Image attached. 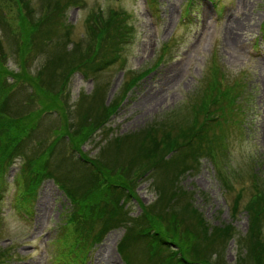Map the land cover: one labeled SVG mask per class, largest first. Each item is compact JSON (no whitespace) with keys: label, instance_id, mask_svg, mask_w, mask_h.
<instances>
[{"label":"rangeland","instance_id":"1","mask_svg":"<svg viewBox=\"0 0 264 264\" xmlns=\"http://www.w3.org/2000/svg\"><path fill=\"white\" fill-rule=\"evenodd\" d=\"M35 1L39 3V0ZM151 1V13L145 5V0H71L67 7L66 21L67 25L72 26V42H79L84 38L90 40L83 22L87 21L92 8L101 7L106 10L109 6L121 5L132 16L129 22L132 35L128 43L126 41L123 55L125 62L122 61L124 66L121 67L117 63L92 71L89 65L95 66V63L83 61L76 70L79 72L75 71L70 79V104L76 106L74 116L77 119L86 115L82 120L83 125L96 118V111L93 110L95 106L101 103V106L107 107L115 97L118 99L121 96L122 83L129 71L135 75L150 71L126 92L116 112L110 115L105 126L110 135L106 137L105 132L99 130L94 132L81 146V150L89 157H94L99 148L105 145L106 138L117 135L116 137L122 139L118 146L119 153L105 152L104 158L117 156L124 159L127 156L124 152L127 136H132L135 142L152 125V128L161 127L164 118L176 116L179 119L182 115L191 117L193 101L211 85H215L216 77L218 85L227 91H232L235 83L240 82L241 88H236L240 95L236 94L237 102L232 106L230 114H227L229 110L225 112L226 122H223L224 115L221 114L220 121L216 120L221 124L214 125V130L220 135L216 137L220 138L221 142L216 159L211 161L210 157L206 156L196 158L193 162L194 170L184 172L179 177L178 188L186 194L181 197L179 206L175 204L177 201L173 200L170 191L165 192L161 188L158 193H163L164 196L162 208L157 206L154 192L164 180L156 174L155 182L152 183L149 179L152 174L147 176L148 173L146 178H137L134 189L137 199L125 201L128 202L127 210L133 217L141 213L140 204L156 205L158 215L165 214L164 216L166 213L163 204L179 207L180 216H186L188 209L194 208L207 224L208 231L214 227L230 225L233 228L232 233L244 236L248 229V215L244 206L254 192L253 176L256 175L258 181L264 182V0H217L224 7L223 16L217 19L213 16L214 9L210 3L212 0ZM185 7L191 9L188 16L191 21L188 24H183L180 18L187 15ZM4 8L5 6L0 4V37L4 41L3 46L9 59L6 65L17 71V57L23 44V33L20 30L22 12L18 6L9 5L6 14ZM205 8H208L206 17ZM232 21L243 23L244 28L235 31L234 35H227ZM39 29L44 34L38 35V43L34 42L31 46L30 55L40 49L42 39L47 40L49 35H56L54 27ZM71 41L68 50L72 49ZM86 44L84 40L82 47ZM59 48L51 46L46 51L47 54L39 56L34 64L30 65V73L34 74L40 70L48 60L51 66L49 71L58 70L62 59L54 49ZM100 48L98 47L97 51ZM73 54L75 59L79 54L84 56L82 51ZM171 69L176 71L171 72ZM47 76L46 72L42 76L44 83H47ZM6 83L11 86L8 95L15 98L10 102V107L16 108L18 99L27 101L26 95L30 91L28 85L23 82L14 85L16 82L11 76H8ZM52 84L57 82L53 81ZM100 88L103 89L102 92ZM98 91L101 92L100 95ZM37 103L40 102H29L28 107L31 110H39L41 104ZM241 108L243 110L240 113ZM55 116L51 114L39 120L37 131L28 134L23 140V154L31 155L33 147L35 156L41 154L40 148L55 139L56 128L52 127L59 123ZM204 118L209 119L205 115ZM125 135L126 138H122ZM37 141L41 146L35 147ZM65 142L62 141L57 146V151L62 152H57L56 155L53 153L54 159L59 160L60 164L63 163L62 169L65 170L58 172L54 169L52 175L56 179L62 174L64 182L76 188L78 192L79 184L85 176L87 177V169L79 165L77 156L72 160L68 159L70 150ZM134 153L132 162L137 159L138 151L134 150ZM23 163L25 164L21 157L14 161L5 172L4 183H1L0 187V249L7 248L12 253L4 264H124L117 249L123 229L102 233L99 224H94L87 230L78 224L66 223L70 219L68 214H71L74 208L58 189V183L57 187L52 181L45 179L33 195L34 198L32 196V201L28 202L27 208L32 218L30 221L21 218L16 206L18 193L23 195V190L19 192L17 185L19 165ZM217 164L223 175L216 170ZM160 165L162 166L158 172L163 175L162 170L165 168L163 164ZM135 166L136 163L134 168ZM83 169H86L85 176ZM127 170L130 173V170ZM234 205L239 207L235 216L232 212ZM182 208L185 209L183 213ZM164 216L163 221H158L161 225L165 222ZM192 221L191 218H184L186 224H192ZM179 228H182L181 225ZM79 232H82L80 238L77 236ZM100 232L103 235L98 242ZM149 233L150 237L146 238L151 239L154 232ZM236 242V238L235 241L229 240L224 248L220 240L215 241L212 256L219 251L223 254V264H236L240 252ZM83 243L85 246H82ZM148 243L149 240L130 239L128 245L132 256L136 259L149 258L148 254L139 253L143 249L148 251ZM168 245V250H175L174 246ZM106 252L111 254L108 261L102 260L101 257Z\"/></svg>","mask_w":264,"mask_h":264},{"label":"trees","instance_id":"2","mask_svg":"<svg viewBox=\"0 0 264 264\" xmlns=\"http://www.w3.org/2000/svg\"><path fill=\"white\" fill-rule=\"evenodd\" d=\"M70 1L39 0L37 3L35 0H0V4L5 6L6 14L9 5L18 6L19 11L22 12L20 30L23 33V44L20 46L22 49L17 57V71L6 65L9 59L3 46L4 41L0 37V187L1 183H4V174L8 168L17 158H23L25 164H21L18 177L25 202L31 201L45 179H54L74 208V211L68 214L70 215L68 224H78L87 230H90L94 224H99L102 233L112 229H123L117 249L124 264H223V254L216 251L213 257L212 246L215 241L220 240L225 248L226 243L232 239L235 241V238L240 250L236 264H264V182L258 181L256 175L252 180L254 192L244 206L248 215V229L244 236L232 233L233 228L230 225L222 228L214 227L208 231L207 224L194 208H189L186 216H180L179 207L163 204L166 213L164 216L165 214L158 215L156 205L140 204L141 213L133 217L126 207L127 201L137 199L134 193L135 184L147 173V176L152 174L149 176L152 183L155 182L156 174L164 180L154 192L157 206L162 208L161 202L164 197L163 193H158L160 188L165 192L170 191L173 200L177 201L175 204L179 206L181 197L186 195L178 188L181 174L194 170L193 162L196 158L202 156L209 158L213 152L217 153L221 148L220 138L208 134L207 125L210 126V124L205 127L206 110L210 109L212 113L220 116L230 114L232 106L237 102L236 94L240 95L236 88H241V83L236 82L232 91H227L218 85L216 77L215 85L213 87L211 85L205 93L203 92L197 100L193 101L191 117L186 118L182 115L179 119L176 116L164 118L161 127L152 128V125L135 142L132 136L127 138L126 135L123 136L122 138H126L125 141H127L124 146L127 156L124 159L117 156L104 158L105 152L119 153L118 146L122 139H119V136L116 137L117 135L106 138L105 145L99 148L94 157H89L88 154L83 153L81 146L91 134L98 130L105 132L106 137L110 135L105 127L110 115L116 112L126 92L150 71L139 72L136 75L129 71L122 83L121 96L119 95L118 99L115 97L107 107L101 106V103L95 106L93 110L96 111V118L83 125L82 120L86 115L77 119L74 116L76 106L70 104L68 93L70 79L83 61L95 63V66L89 65L92 71L117 63L121 67L124 66L122 61L125 59L123 56L125 45L132 35V28L129 26L132 16L121 5L109 6L106 10L101 7L92 8L87 17L92 37L89 41L84 38L87 44L82 47L84 40L72 42L73 40L70 39L72 26L67 25L66 21V10ZM49 26L54 27L55 37L49 35L47 40L42 39L40 49L38 48L34 55H30L31 46L37 42L38 35L44 34L39 28ZM70 41L72 49L68 50ZM51 46L60 47L58 50L54 49L57 56L62 59L58 70L50 72L51 66L48 60L47 63H43L40 70L31 74L30 65L34 64L39 56L47 54L46 51ZM98 47L101 48L97 51ZM164 49L165 47L162 50ZM80 51L84 53V56L79 54L75 59L73 53ZM211 70L217 74L213 67ZM45 72L48 74L47 83L42 81ZM8 76L16 82L13 83L14 85L23 82L30 88L26 95L28 102L18 99L16 108L9 106L15 98L8 95L11 88L6 83ZM53 81L57 84H52ZM99 90L103 91L102 88ZM37 101L40 102L37 104H41V108L31 110L28 103ZM242 110L243 108L240 109V113ZM183 112L185 113V110ZM51 114H55V120L59 122L57 126L52 127V129L56 128L55 139L44 148H40L41 154L35 156L34 147L31 155L23 154L21 148L24 138L37 131L40 119L49 117ZM226 120L227 118H224V122ZM217 124L216 121L213 123V125ZM61 140L66 141L65 143L69 146L68 159L72 160L77 156L79 165L87 169V177L84 174L86 169H83L85 177L77 188L78 192L76 188L64 182L62 174L58 175V180L52 175L54 169L58 172L62 169L63 163L60 164L59 160H55L53 156V153L56 155L57 152H62V150L57 151ZM34 145L39 147L41 143L37 141ZM134 150H137L138 154L137 159L132 162ZM51 160L59 164L51 165ZM160 164H163L165 168L162 170L163 175L158 172L162 166ZM64 170L63 168L61 171ZM232 207L235 216L239 207L238 205ZM184 211L185 209L182 208L181 213ZM163 216L165 222L161 225L158 221H163ZM185 217L191 218L192 224H186ZM154 224L157 226L155 227ZM180 225L182 228H179ZM152 231L154 233L151 234V239L146 238ZM101 232L97 238L98 242L103 235ZM77 236L80 238L82 232H79ZM133 238L138 241L149 240L148 251L145 249L139 251L141 255L148 254L149 258L136 259L132 256L128 241ZM85 243L82 246H85ZM168 244L174 246L175 250H168L170 247ZM11 254L7 248L0 249V264L6 263Z\"/></svg>","mask_w":264,"mask_h":264},{"label":"bare ground","instance_id":"3","mask_svg":"<svg viewBox=\"0 0 264 264\" xmlns=\"http://www.w3.org/2000/svg\"><path fill=\"white\" fill-rule=\"evenodd\" d=\"M207 14H208V8H205L204 9V16L206 17ZM242 28H244L243 23H241V22L240 23L239 22L236 23V22L232 21V24L229 26V29H228L229 30V33H227V35H229L230 33H232V35H234L235 34V31H238V29H242ZM175 71H176V69H174V70L171 69V72H175ZM101 257H102V260L106 259L108 261L111 258V254L108 253V252H106Z\"/></svg>","mask_w":264,"mask_h":264}]
</instances>
